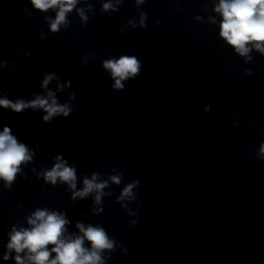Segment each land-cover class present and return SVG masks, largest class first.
<instances>
[{"label":"clouds","instance_id":"obj_1","mask_svg":"<svg viewBox=\"0 0 264 264\" xmlns=\"http://www.w3.org/2000/svg\"><path fill=\"white\" fill-rule=\"evenodd\" d=\"M33 2L41 10L60 7L57 18L51 25L53 31L58 30L59 24L65 20V13L71 11L76 4V0H33ZM104 7L108 8L109 5L106 4ZM216 11L223 17L220 35L228 44L233 46L241 55L247 54L249 51L247 45L253 42L259 50L264 52V48L261 47V44L264 43V0H220ZM104 67L111 70L114 78H120L116 79L115 87L121 88L123 85H121L120 80L127 78L129 74H137L139 65L135 56L123 55L118 60L105 61ZM50 79L51 76L45 79V87ZM48 96L51 99V104H49L48 99L38 96L29 103H25L23 100H17L13 103L6 98L0 99V107L11 108L16 113H20L28 107L32 109L41 108L47 113L43 116L44 122H50L57 115H62V118L70 116L71 111L66 105H58L56 100L52 99L53 94L51 92ZM10 131L9 127H5L3 132H0V179H4L8 183L15 179L20 164L30 159L27 155V148L18 143ZM57 178L67 182L71 188H75L76 174L74 168L57 163L51 171L46 173L45 179L55 184ZM95 179V176L92 180L85 179L84 190L75 192L73 199L76 196L84 197L94 189H102L105 186L104 184H96ZM112 179L119 183L116 177ZM128 191L130 189L126 190L124 195H127ZM28 223L33 225L30 230H14L8 248L14 249L18 254L27 250L29 253L27 258L33 264H99V250L111 247V242L102 228L89 226L85 229L82 224H77V227L84 234L83 238L77 237L65 241L62 237L65 230L64 226L68 221L63 215L56 212L48 213L46 210H37ZM85 238L91 243L93 251L89 252L83 247ZM48 245H54L51 249L52 252L56 253L54 259H49ZM4 259H8L7 253ZM16 261L17 264H24L19 255L16 256Z\"/></svg>","mask_w":264,"mask_h":264}]
</instances>
